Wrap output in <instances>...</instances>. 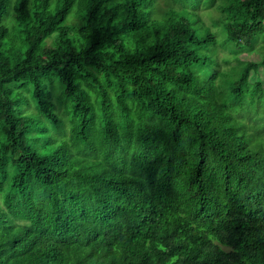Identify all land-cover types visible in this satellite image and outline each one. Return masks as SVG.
Returning a JSON list of instances; mask_svg holds the SVG:
<instances>
[{
    "label": "trees",
    "instance_id": "trees-1",
    "mask_svg": "<svg viewBox=\"0 0 264 264\" xmlns=\"http://www.w3.org/2000/svg\"><path fill=\"white\" fill-rule=\"evenodd\" d=\"M12 2L0 0V264H264V58L224 93L228 73L196 72L217 38L194 12ZM217 9L226 46L264 34V0ZM55 79L70 115L60 142L16 110L26 83L38 116L64 127Z\"/></svg>",
    "mask_w": 264,
    "mask_h": 264
},
{
    "label": "rangeland",
    "instance_id": "rangeland-1",
    "mask_svg": "<svg viewBox=\"0 0 264 264\" xmlns=\"http://www.w3.org/2000/svg\"><path fill=\"white\" fill-rule=\"evenodd\" d=\"M57 1L58 0H53V4ZM232 1L233 0H217L215 7L208 8L206 0L202 1L201 3H198L196 0H154V5L152 7V19L155 18L157 20H162L169 9L176 11H189L199 15L202 23H204L205 26H207V28L215 35V37L217 38V42L216 44L205 46L199 50L200 56L206 59L207 65L205 68H201L199 70L196 69V72L197 74H201L203 77L210 76L218 70L228 73V78L226 79L225 83L221 85L224 93L228 92L231 83L239 77V71L242 67L243 62L250 60L261 61L264 58V34L258 37L251 48H245L242 51L238 50V48L234 44L226 46L225 42L227 41V33L224 26V16L217 9V7L222 5H229ZM13 3L14 0L12 2V5ZM11 11V6H9L4 16V25L11 30L15 37H17L18 35L16 34H18L19 32V28L17 27L15 19L14 23L12 19H10L8 23V16L11 14ZM194 19L197 21L195 17ZM75 22L77 21L75 20V18H73L66 24L72 27V25L77 24ZM192 24L194 27H201V23ZM204 32L206 31L202 30L201 35H204ZM243 47H246V45H243ZM259 75L264 82V68L261 67L259 69ZM44 77L48 78V75H45ZM256 78L257 76L254 75L252 81H255ZM44 85H47L52 91L55 112L63 121L64 127H56L46 118L38 116L36 102L24 89L26 87V83L21 85L22 93L25 97H23L22 99L18 98L16 110L18 112L20 110L23 113H26L25 116L30 117V119L40 127L43 133L46 129V140L53 138L56 142H60L61 140L66 138L65 135L69 134L70 115L66 114L65 99L60 95V91H58L57 79H55L53 84H50V82L48 81ZM249 88L250 90L253 88L252 84L249 86ZM257 107L258 104L256 102L251 99L247 100L242 112V119L239 120L242 126L248 127L250 124H252L251 119L256 118L257 116L253 113L258 109ZM262 113L263 111H261L259 115L261 116Z\"/></svg>",
    "mask_w": 264,
    "mask_h": 264
}]
</instances>
